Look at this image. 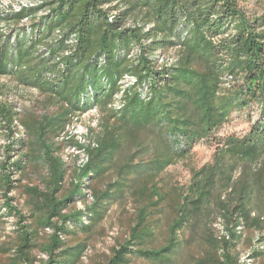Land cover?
<instances>
[{"label": "trees", "instance_id": "obj_1", "mask_svg": "<svg viewBox=\"0 0 264 264\" xmlns=\"http://www.w3.org/2000/svg\"><path fill=\"white\" fill-rule=\"evenodd\" d=\"M244 1L51 0L38 18L42 6L0 15V28H9L5 36L0 30V77L35 89L48 106L20 116L6 99L10 88L0 83V129L7 140L0 189L5 209L20 222L26 216L7 195L17 187L13 174L23 173L26 161L40 162L47 171L43 190L26 187L34 222L51 230L42 245L46 259L39 264L80 261L85 242L71 246L66 239L91 233L105 213L106 200L123 195L122 182L103 190L92 184L101 181L115 157L128 154L120 169H138L154 179L195 144L211 138L233 111L252 104L258 105L259 119L250 131L218 142L212 163L194 170L190 184L177 188L166 243L155 244L148 221L165 194L156 181L144 182L134 190L139 208L128 237L113 248L106 264H129L132 256L150 264H174L183 231H205L209 247L192 264H244L236 249L243 228L258 233L253 253L264 256V12L248 14ZM25 17L32 21L20 26ZM130 18L141 25L126 26ZM147 24L151 27L145 30ZM171 50L174 60L159 64V56ZM124 75L136 81L124 89L123 105L116 110L111 104ZM94 107L107 117L96 141L83 144L68 128ZM143 132L155 137L152 143L147 136L138 138ZM128 140L135 147L125 153ZM64 146L87 156L66 190ZM77 201L83 208L68 210ZM218 221L220 234L214 233ZM37 235L38 228L19 224L10 264H34Z\"/></svg>", "mask_w": 264, "mask_h": 264}, {"label": "rangeland", "instance_id": "obj_2", "mask_svg": "<svg viewBox=\"0 0 264 264\" xmlns=\"http://www.w3.org/2000/svg\"><path fill=\"white\" fill-rule=\"evenodd\" d=\"M243 9L250 15H260L264 12V0H247L241 3ZM170 54L175 57L174 51ZM0 83L7 86L8 93L6 99L11 101L15 109L23 116L27 111L42 112L48 106L43 103L42 96L30 89L16 86L10 78L0 77ZM251 116V117H250ZM107 117L105 110H92L82 114L68 128L70 134H73L76 140L83 144L96 141L98 135L102 133V121ZM259 119V110L257 104H252L249 109L233 111L229 119L223 123L221 128L209 139H203L195 144L189 153L175 163L169 165L161 174L154 179L146 177L145 172L139 170L125 172L126 167L120 169L125 163L127 155L115 157L104 172L100 182L94 180L92 184L103 190L105 186L113 185L115 182H122L120 188L124 190L123 195L118 193L108 198L105 202V213L95 226L93 231L87 233H77L70 235L66 239L68 245H75L83 241L87 248L77 264H106L111 256L113 248L118 246L128 237L131 225L135 221V216L139 208V198L134 190L138 189L142 183L151 184L156 181L161 186V192L165 194L164 200L161 201L157 210H153L148 217V221L155 229V244L161 245L166 243L167 229L172 219L175 217V200L176 192L179 186L186 187L191 182L192 173L205 164L212 163L221 142L227 136H243L247 134L252 125ZM110 123H114L113 118ZM21 130V129H20ZM21 134V131H20ZM21 136V135H20ZM147 136L150 138L148 143H152L154 139L149 132L139 134V139ZM6 133L0 129V165L7 159ZM124 152L130 153L135 147V142L128 140L124 144ZM15 151L11 152L13 154ZM82 152L74 148L64 146L61 154L67 164V174L64 182V190L71 186V182L75 177V170L80 165ZM148 155L147 151L144 153ZM46 168L42 163L26 161V169L23 173L13 174L14 184L17 186L14 190L7 193L11 196L13 205L17 207L26 217L24 222H20L19 218L8 211L4 207L5 198L2 196L0 189V264H10V258L14 254L15 246L18 242V226L21 223H27L30 229L38 228V235L35 238L36 248L33 252L35 256L34 264H39L40 260L46 259V255L42 252V245L47 241L51 233L49 228L41 229L34 222L32 215H36L30 209L29 194L26 187L37 186L39 189L45 188L44 178L46 176ZM89 193L90 191L87 190ZM92 198L88 197V202ZM84 204L80 201L70 204L68 210L83 208ZM66 211V210H65ZM87 222V218H83ZM222 224L217 222L214 233H222ZM182 238V250L174 264H192L193 258L201 256L209 247L204 239L205 231L196 234L195 232L183 231L180 233ZM258 233L247 228L242 229V237L237 245L241 262L244 264H264V256L254 255L253 250L257 247ZM129 264H150L146 259L138 256H132Z\"/></svg>", "mask_w": 264, "mask_h": 264}, {"label": "built area", "instance_id": "obj_3", "mask_svg": "<svg viewBox=\"0 0 264 264\" xmlns=\"http://www.w3.org/2000/svg\"><path fill=\"white\" fill-rule=\"evenodd\" d=\"M49 1H51V0H0V15L16 14V13H19L20 11H22L24 9H30V8L42 6L46 2H49ZM45 13H46V7L42 6L36 15V18L44 15ZM110 20H112V16L110 17ZM31 21H32V19L30 17H25L20 21L19 25L20 26H27ZM135 25H141V24H140V22H137L136 20H134L132 18H130L126 21V26H135ZM150 27H151V24H147L145 26V30H148ZM0 30H1L2 34L5 36L6 34H8L9 28H7L4 24H2ZM171 51H173V50H171ZM173 60H174V56L170 54V51L166 55H160L158 58L159 64H166V65L170 64ZM4 78H7V77H4ZM135 81H136V79L132 75H124L123 76V78L119 82L120 91L118 94H116L115 100L111 104V106L114 109L119 110L122 107V105H123V101L121 98L122 93L128 85L133 84ZM30 90L36 91L35 89H30ZM92 110L93 111L97 110V108L94 107V108L88 110L86 113H88L89 111H92ZM75 120H77V119H75ZM81 155H82L81 162L83 163L87 160V156L84 152H82Z\"/></svg>", "mask_w": 264, "mask_h": 264}]
</instances>
